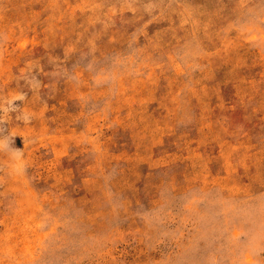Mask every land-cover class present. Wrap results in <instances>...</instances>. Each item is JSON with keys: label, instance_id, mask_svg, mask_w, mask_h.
Wrapping results in <instances>:
<instances>
[{"label": "rangeland", "instance_id": "1", "mask_svg": "<svg viewBox=\"0 0 264 264\" xmlns=\"http://www.w3.org/2000/svg\"><path fill=\"white\" fill-rule=\"evenodd\" d=\"M0 264H264V0H0Z\"/></svg>", "mask_w": 264, "mask_h": 264}]
</instances>
